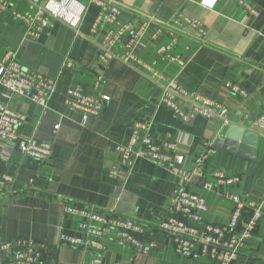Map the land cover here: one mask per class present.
I'll use <instances>...</instances> for the list:
<instances>
[{
  "label": "crops",
  "instance_id": "0c3cea01",
  "mask_svg": "<svg viewBox=\"0 0 264 264\" xmlns=\"http://www.w3.org/2000/svg\"><path fill=\"white\" fill-rule=\"evenodd\" d=\"M30 1L14 0L9 10L0 11V60L12 51L24 69L55 80L45 110L15 96L7 103L24 118L18 134L48 144L51 152L47 160L37 161L21 155L14 144L0 142V174L11 178L0 184V243L35 241L42 247V264H92L95 253L59 241L60 234L80 235L79 218L64 213L65 204L76 203L113 209L146 227L137 239L156 244L151 253L142 254L109 238L100 254L101 264H212L177 255L167 237L156 230L168 214L179 179L143 159L128 173L119 163L116 147L128 142L136 122L150 124L154 143L162 151L173 143L175 152L184 155L186 168L207 150L202 173L187 185L205 199L206 221L225 224L229 220L233 205L225 192L262 202L264 210V135L257 124L264 113V0H246L258 10L255 16L231 0H217L213 10L202 8L199 0H114L122 8L117 23L95 32L92 26L99 8L88 0H75L85 7L77 25L50 19L49 28L36 40L25 38L24 25L13 16L25 13ZM186 20L197 21L199 27ZM143 23V47L134 49L135 60L98 61L99 45L109 30ZM166 47L170 49L161 52ZM114 51L122 53V46ZM169 57L187 64L179 71ZM152 72L165 79L177 75L183 92L227 108L228 123L204 117L181 122L158 106L162 81L152 78ZM96 76L102 78L100 92L109 102L101 116L83 121L80 113L65 105V94L75 86L90 92ZM231 85L247 96L233 94ZM4 93L0 85V104ZM231 125L257 134V162L209 147L223 139ZM213 169L239 175L240 182L229 188L217 186L210 176ZM7 261L8 255L0 251V264ZM232 264H264V217Z\"/></svg>",
  "mask_w": 264,
  "mask_h": 264
},
{
  "label": "built area",
  "instance_id": "2783aa9c",
  "mask_svg": "<svg viewBox=\"0 0 264 264\" xmlns=\"http://www.w3.org/2000/svg\"><path fill=\"white\" fill-rule=\"evenodd\" d=\"M14 0H0V11H7ZM191 1V0H183ZM216 1L211 7L198 4L208 10H213ZM242 7L249 15L255 16L258 10L246 0H231ZM52 2L58 7L55 11L48 7ZM89 4L97 6L99 15L92 26L95 32L105 24L117 23L122 8L114 0H88ZM85 12V7L75 0H31L29 9L13 16L25 28V38L36 40L41 32L48 29L51 20H60L71 25H77ZM182 15L180 14L179 17ZM185 18V17H184ZM191 26L199 27L197 21L190 22ZM146 23L139 27L121 24L116 30H109L99 45L98 61L107 64L113 59L124 63L135 60L134 49L143 47L142 37ZM123 40V41H122ZM174 40H172V44ZM122 46L123 52L114 51L115 47ZM170 47L161 49L168 51ZM176 61L179 71L186 66V62L179 58L169 57ZM150 69V68H149ZM152 78L162 81L161 94L158 106L170 110L181 122L186 123L197 117L218 119L224 124L228 123V110L215 101L198 94H187L178 85L177 75L165 79L157 72H152ZM102 78L96 76L90 85V92L82 86L68 88L64 103L75 112L80 113L82 120L99 117L104 111L109 97L100 92ZM0 85L5 89L3 99L10 101L14 96L27 100L45 110L53 93L55 80L38 73L24 69L16 60L12 51H7L0 60ZM233 94L245 98L246 92L236 85H231ZM264 110V107H263ZM23 116L12 110L6 103L0 104V142L6 141L14 144L21 155L32 160L43 161L50 156V146L32 138H24L18 134V128L23 124ZM258 128L264 135V113L257 122ZM165 150L154 143L151 134V125L136 122L133 125L131 136L127 143L116 147L119 163L128 173L132 171L138 160H147L157 164L180 181V185L173 190L171 206L168 214L159 222L156 230L163 233L171 242L174 252L191 260L207 259L212 264H232L238 257L240 250L253 236L260 220L264 217L262 202L247 200L239 194L225 192L233 207L229 220L225 224H215L206 221L207 204L205 199L187 189L192 178L202 173L205 167V153L194 164L186 168L185 157L181 152H175V145L168 143ZM210 176L215 179V185L224 188L232 187L240 182L239 175L227 176L224 171L213 169ZM10 177L0 174V184L10 181ZM210 190L211 185H206ZM64 213L79 218V236L60 234L59 241L67 246L81 248L96 254L92 264H101L100 254L105 250V243L112 238L115 243L124 248H130L137 253L149 254L156 244L136 238L137 234L146 233V227L131 219L120 217L111 210L90 208L81 204L67 203ZM0 251L8 255L5 264H42V247L30 239H19L13 242L0 243Z\"/></svg>",
  "mask_w": 264,
  "mask_h": 264
},
{
  "label": "water",
  "instance_id": "95a60500",
  "mask_svg": "<svg viewBox=\"0 0 264 264\" xmlns=\"http://www.w3.org/2000/svg\"><path fill=\"white\" fill-rule=\"evenodd\" d=\"M257 134L254 131L231 125L223 139L216 140L211 146L212 150L257 162L254 157V146L256 145Z\"/></svg>",
  "mask_w": 264,
  "mask_h": 264
},
{
  "label": "clouds",
  "instance_id": "9594fccd",
  "mask_svg": "<svg viewBox=\"0 0 264 264\" xmlns=\"http://www.w3.org/2000/svg\"><path fill=\"white\" fill-rule=\"evenodd\" d=\"M202 2L205 6L211 7L214 4L215 0H202ZM48 7L55 11L58 6L55 3L50 2L48 4Z\"/></svg>",
  "mask_w": 264,
  "mask_h": 264
},
{
  "label": "trees",
  "instance_id": "16d2710c",
  "mask_svg": "<svg viewBox=\"0 0 264 264\" xmlns=\"http://www.w3.org/2000/svg\"><path fill=\"white\" fill-rule=\"evenodd\" d=\"M18 63H19V62H18ZM24 101H25V100H24ZM3 103H6V104H7V103H8V101H4ZM8 107H9V106H8Z\"/></svg>",
  "mask_w": 264,
  "mask_h": 264
}]
</instances>
